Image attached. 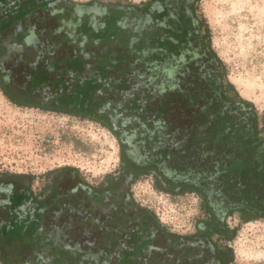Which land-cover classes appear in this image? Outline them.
Instances as JSON below:
<instances>
[{"label":"trees","instance_id":"obj_1","mask_svg":"<svg viewBox=\"0 0 264 264\" xmlns=\"http://www.w3.org/2000/svg\"><path fill=\"white\" fill-rule=\"evenodd\" d=\"M199 1L190 2V9L185 7V0L179 9L165 1L162 8L152 6L147 14H137L138 18L130 6L119 2L93 6L104 13L101 21H96L100 28L112 18V26L129 27L132 34L144 37L148 63L144 68L127 66L132 75L126 78L124 56L115 52L106 55V42L90 41L83 34L81 29L89 25L87 18L77 22L73 32L62 25L36 31L31 24L46 2L83 14L89 11L87 7L78 8L70 0H0L6 7L0 13V90L4 97L18 108L98 123L120 146L118 174L106 176L97 187L72 167L42 177L1 174L0 190L6 192L5 201H0V248L17 243L27 246L24 238L35 240L39 233L44 235L46 246H27L31 253H38L35 258L22 253L23 257L16 260L0 258V264H46L53 258L56 264H64L65 260L57 258L64 256L62 251L69 246L102 255L103 249L117 244L124 247L145 234L154 249H160V236L165 237L167 248L168 243L173 249L186 247L190 264H235L231 244L240 226L231 227L228 219L238 215L246 223L264 220V117L226 82V67L212 46L211 30L197 12ZM153 9L161 13L158 18L168 19L166 39L152 29L151 24L158 22ZM130 13L136 20L131 21L135 18ZM8 30L14 34L9 45L3 38ZM86 48L98 49L97 55L89 57L84 53ZM62 51L67 55L62 56ZM8 64L12 68H7ZM18 66L25 71L22 84L14 74ZM85 68L93 76L85 78ZM107 81L110 87L105 85ZM143 177H152L160 193L195 194L199 198L202 217L196 234L171 233L154 212L132 200L131 187ZM41 178L46 181L34 188ZM67 179L75 185L64 191ZM5 183H9L8 189H2ZM78 196L83 204L74 200ZM106 203L115 204L117 211L108 220L109 228L102 229L98 246L85 248V243L71 239L73 231L66 241H57L62 230L54 226L52 216L66 218L73 209L79 217L74 227H102L92 213L86 219L79 211L88 204L92 212L93 207L99 209ZM124 208L134 216L129 218L130 227L124 224L120 231L123 217L116 216L123 215ZM51 243L62 250L51 247Z\"/></svg>","mask_w":264,"mask_h":264},{"label":"rangeland","instance_id":"obj_2","mask_svg":"<svg viewBox=\"0 0 264 264\" xmlns=\"http://www.w3.org/2000/svg\"><path fill=\"white\" fill-rule=\"evenodd\" d=\"M70 1L78 4V8L87 7L89 11L85 14L71 9L65 11L56 3L46 2L44 10L49 11L51 15L48 12L39 11L31 20L35 30H55L62 25L73 32L77 27L76 23L87 18L89 25L81 29L83 34L90 41L106 42L105 48L108 50H106V55L108 52L111 55L115 52L114 54L124 56L122 65L127 63L126 78L132 75L127 66L144 68V65L148 63L143 46L144 37L141 34H132L134 32H131L129 27L112 26V18H109L110 22L107 26L105 25L106 27L100 28L101 24L96 21H101L104 13L93 6L99 3L100 6L107 7L109 3L119 2L130 6L135 16L137 14L143 16L150 8L148 3L155 2L154 0ZM0 3L2 14L6 7L2 2ZM197 12L200 18L206 20L211 30L212 46L226 67V82L233 84L240 96L251 102L259 116L264 117V0H200ZM77 13L79 16H76ZM135 16V19L132 18L131 21L136 20ZM13 35L12 30L6 32L3 36L6 44H11ZM134 38L139 40L136 43L131 42ZM97 52L96 48L84 50L89 57L97 55ZM61 54L62 56L67 55L65 51ZM7 68H12L11 64ZM89 70L85 68L83 73L85 78L93 76ZM149 70L148 66L146 72ZM24 72L20 70V66L14 69L18 84L23 83ZM114 75L112 73V76ZM114 83L113 81L112 84ZM105 85L110 87V81H107ZM135 86H132L133 90ZM119 162V142L108 129L100 124L40 109L18 108L12 105L0 90V175L8 173L42 177L48 172L72 167L79 170L88 184L97 187L106 176L118 174ZM45 181L44 178L36 180L33 187L37 188ZM74 185L73 181L67 179L64 191L72 189ZM130 193L132 200L138 206L154 212L171 233L180 236L196 233L197 223L202 215L200 200L195 194L172 196L160 193L155 189L152 177H143L135 182ZM4 195L5 193H0L2 202L5 201ZM78 199L80 200L81 196L74 198L75 201ZM80 201V204H83V201ZM103 208L100 212L103 215L105 213L106 216L99 219L100 222L95 220L98 207H93L91 212L87 204L84 210L79 211V215L86 219L92 213V216H95L93 220L102 227L94 228L92 225H87L83 229L74 227L73 224L76 220L79 221V217H76L73 209L69 211L66 218L52 216L54 226L62 230L58 232L57 241H66L73 231L74 238L71 237V239L85 243V248L90 244L98 246L100 242L97 239H99L100 232L102 229L109 228L107 226L109 216L113 215L110 209L117 211L111 204ZM129 216H134V214L130 212ZM116 217L120 218V215ZM1 218L3 217H0V220ZM123 223L124 220L118 225L120 231ZM228 223L231 227L240 226L238 235L231 244L234 249L235 264H264V220L246 223L235 215L228 219ZM67 228H70V233H67ZM114 230L115 228L111 227L110 232L115 235ZM83 234L84 236H81ZM124 237L123 234L120 239L123 240ZM44 238V235L39 233L35 236L37 243L30 238H24L23 244L42 248L46 246L43 244ZM161 239L162 242H158L160 246L164 244L165 237ZM3 243L7 242L3 241ZM130 243L129 246L121 247L117 244L114 247L103 249L102 255L94 251L83 253L69 246L62 251L68 259L64 256L57 259L65 260L64 264H190L186 255L179 249H173L170 243H168L169 247L164 250L154 249L151 245L152 240H149L146 234L139 239L135 238L134 242ZM56 245L51 243V247L62 250L59 245ZM52 260L53 264H56L55 258Z\"/></svg>","mask_w":264,"mask_h":264},{"label":"flooded vegetation","instance_id":"obj_3","mask_svg":"<svg viewBox=\"0 0 264 264\" xmlns=\"http://www.w3.org/2000/svg\"><path fill=\"white\" fill-rule=\"evenodd\" d=\"M165 1H167V3H168V5H170V6H173V7H176V8H180V6H181V4H182V2H183V0H155V2H149V7L151 8L152 6L153 7H156V6H158V7H163V4H164V2ZM193 0H185V7L187 8V9H190L191 7H192V5L190 4V2H192ZM154 3H156V4H154ZM195 6H196V4H195ZM55 9V8H54ZM39 11H43V12H48L50 15H51V13L49 12V11H45V10H39ZM153 14H154V17H156V18H158V15L159 14H161L160 12H159V10H156V9H153ZM153 14H152V16H153ZM195 19H196V17H195ZM158 22H156V23H153V24H151V26H152V29L154 30V32L156 33V35L158 36V37H160L161 39H166V35L165 34H167V21H168V19H167V17H165L164 19H163V17H159L158 19ZM151 21V20H150ZM194 24H196V23H194ZM14 36V35H13ZM28 41V40H27ZM10 44V43H9ZM8 44V45H9ZM7 46V45H6ZM9 65V64H8ZM8 65H6V67L8 66ZM8 185H9V183H5L4 185H3V187H2V189H8L9 187H8ZM1 186V185H0ZM8 187V188H7ZM6 191H1L0 190V193H5ZM109 199H107V200H105V202H107ZM107 205H109L110 203H106ZM107 205H104V206H107ZM112 205V207H114V208H116L115 207V204H111ZM114 205V206H113ZM104 206H102V207H100L99 208V210H98V212H97V214L98 215H102L101 217H97L98 215H96L95 214V216H96V219L95 220H97L98 222H100L99 221V219H102L104 216H106V214L104 213V215L100 212V210H102V209H104L103 207ZM124 210L125 211H121V212H123V215H120V218H121V216L123 217V220H124V223H123V225L125 224L126 226L128 225H130V223H129V218H130V216H129V213H128V211H127V208H124ZM110 211H111V213L112 214H114V213H116V211H114L112 208L110 209ZM125 212V213H124ZM100 213V214H99ZM94 216V217H95ZM109 218H110V216H109ZM123 220H122V222H123ZM130 227V226H129ZM100 233H102V232H100ZM196 234V233H195ZM164 238V236H160L159 237V239H158V242H162V239L161 238ZM166 241L164 240V244L162 243V245L160 246L159 245V243H158V245H159V247H160V250H164V249H166L167 247H166V243H165ZM126 245H128L129 246V244H126ZM125 245V246H126ZM28 246V245H27ZM27 246H24V245H8V247H4V248H0V258H8V259H10V260H16V259H18V258H21V257H23L22 256V253L24 254H28L27 255V257L29 258V257H31V258H35L37 255H38V253L35 251V253H31V249L29 250V248L27 247ZM121 247H123V246H121ZM9 248V250L10 251H8L7 249ZM26 248L28 249V250H26ZM180 251H182L183 253H184V255H186V257H187V253H186V247H184V248H182ZM8 253V254H7ZM198 260H199V257L196 259H194V262H198ZM39 262H41V261H39ZM40 264H44L43 262H41ZM46 264H53V262H47ZM198 264V263H197Z\"/></svg>","mask_w":264,"mask_h":264}]
</instances>
